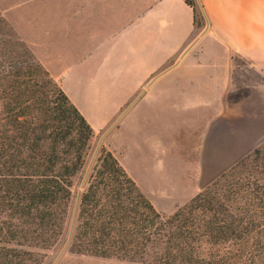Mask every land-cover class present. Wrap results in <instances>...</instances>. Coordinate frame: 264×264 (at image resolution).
Returning <instances> with one entry per match:
<instances>
[{
    "label": "trees",
    "instance_id": "trees-1",
    "mask_svg": "<svg viewBox=\"0 0 264 264\" xmlns=\"http://www.w3.org/2000/svg\"><path fill=\"white\" fill-rule=\"evenodd\" d=\"M184 1L199 25L202 5ZM12 46L0 71V264H37L64 230L93 129L29 46ZM260 146L166 213L101 145L69 249L131 264H264Z\"/></svg>",
    "mask_w": 264,
    "mask_h": 264
},
{
    "label": "crops",
    "instance_id": "crops-1",
    "mask_svg": "<svg viewBox=\"0 0 264 264\" xmlns=\"http://www.w3.org/2000/svg\"><path fill=\"white\" fill-rule=\"evenodd\" d=\"M87 1L99 14L100 0ZM199 1L207 27L194 33L193 10L184 0H105L109 8H125L120 25L171 31L162 42L163 57L172 55L174 33L183 42L193 38V64L160 69L161 76L136 100L133 122L123 120L119 146L103 144L163 212L188 200L264 137V0ZM110 39L97 36L90 44L98 55L115 49L116 59L133 49L121 33ZM142 42L144 37L136 39L139 47ZM210 60L220 64H201ZM57 77L89 122L84 77L77 90ZM175 111L187 115L178 122Z\"/></svg>",
    "mask_w": 264,
    "mask_h": 264
},
{
    "label": "rangeland",
    "instance_id": "rangeland-1",
    "mask_svg": "<svg viewBox=\"0 0 264 264\" xmlns=\"http://www.w3.org/2000/svg\"><path fill=\"white\" fill-rule=\"evenodd\" d=\"M195 1L197 6L201 4L199 0ZM87 2L0 0V71L5 68L2 52H6L8 47L13 50L15 46H12V42L19 38L56 80L59 81L57 76H64L65 84L77 90L82 84L81 77H84L82 90L85 93V112L93 129L84 165L74 177L64 230L53 246L41 252L37 264H131L112 257L76 253L69 249L79 193L96 164L100 146H119L123 120L128 117L133 122L134 104L161 76L158 71L172 65L193 64L192 57L188 55L192 37L183 42L174 33L176 39L173 44H169L172 55L163 57L162 42L167 38L166 33L172 34L165 26H154L152 29L143 27L142 31L137 32L138 28L134 26L120 25L127 17L125 8H109L105 0H100L98 14L97 9L94 10L92 6L89 8ZM120 3L122 6L123 2ZM198 19L201 23L194 26V33L207 27L203 7L198 10ZM120 33L131 40L133 47L131 51L127 48L123 52L126 55L120 59L114 57L115 49L111 47L101 55L92 49L90 43L97 36H109L111 43ZM141 37H144V42L139 47L136 39ZM8 40L10 45H6ZM201 64L220 63L210 60ZM186 115L175 111L176 118L181 116L176 120L178 122ZM263 142L264 137L254 148L261 145L260 155L264 159ZM175 165L176 161L172 162L173 168Z\"/></svg>",
    "mask_w": 264,
    "mask_h": 264
}]
</instances>
